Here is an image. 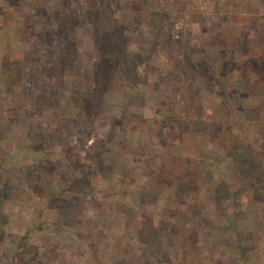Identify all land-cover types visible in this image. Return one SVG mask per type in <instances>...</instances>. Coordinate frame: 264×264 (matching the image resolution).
<instances>
[{
    "label": "rangeland",
    "instance_id": "obj_1",
    "mask_svg": "<svg viewBox=\"0 0 264 264\" xmlns=\"http://www.w3.org/2000/svg\"><path fill=\"white\" fill-rule=\"evenodd\" d=\"M74 19L85 90L123 36L91 129L23 82ZM262 73L264 0H0V264H264Z\"/></svg>",
    "mask_w": 264,
    "mask_h": 264
},
{
    "label": "trees",
    "instance_id": "obj_2",
    "mask_svg": "<svg viewBox=\"0 0 264 264\" xmlns=\"http://www.w3.org/2000/svg\"><path fill=\"white\" fill-rule=\"evenodd\" d=\"M72 2L73 0H69V3ZM72 21L73 20L69 21L71 24L65 26V28L62 29L61 33L58 34L56 29L54 30V34L52 36L50 35L51 40H49V42L51 43L48 45H44L40 49L41 51H39L42 52V54H44L43 61L41 62L37 60L35 56L34 61L32 60L27 64L28 76L23 82L25 84L24 87L25 90L30 92V96L28 97L29 99H27V102L33 105V109L41 110L42 107L41 103L43 102H37L35 98L40 94L45 93L53 98L56 97L59 99V97L61 96V92L62 94L69 93V105L72 104V106L74 107L72 112L78 113L76 117L77 123L75 124V128L76 127L81 128L83 126H90L91 116L92 119L98 117L97 116L98 114L96 112L91 113L94 104L95 106L97 105L96 108H98L102 98H104L108 94L118 91L119 88L118 85L121 83V79H120L121 75L119 76L118 74L119 70L115 69L113 64L114 59L112 57H114V54L116 56L119 55L121 52L120 50H123V46H120V42L123 41V36L120 29L113 28L110 31V28L107 29L104 27L106 25H98L94 28V29H98V31L100 32V36H97V39L103 38L105 39V41L102 42L100 41L99 44H97L98 47L96 49L95 56L98 57V60L92 66L91 77L88 78V82H87L89 83V85H91V88L89 90L87 89L85 90L84 86H82L83 85L82 82H80L79 79H77L78 70H79L78 69L79 65L77 61H75L76 60L75 54L77 52L74 50V48L71 51L69 50L67 51L63 47L61 40V38L63 37L62 39L67 41L68 38L71 36V34L75 31L74 29L78 28V26H81L85 23L84 21L80 22V20H76V19H74L75 22L72 23ZM113 34L115 35L113 36V38H111ZM59 40H61V45ZM68 43L70 47L72 45V42H68ZM109 48L113 49L111 54L107 53V49ZM51 64L59 66L61 71L64 70L63 76L60 77L62 82H60V84L57 87L54 85L52 86L51 83L52 82L56 83L57 77L58 75H60L59 70L56 69V67L52 68ZM53 72L54 74H52ZM133 72H134L133 75L132 73L131 74L127 73V74L132 76L133 83H135L136 85L138 83L140 84L141 74H138L137 70ZM261 76L262 79L259 85H261L262 89H264L263 73L261 74ZM55 79L56 81H54ZM64 81H69V82L64 83ZM72 83H74L75 86H72L73 85ZM64 84L66 86H70V90L68 87H65ZM90 99H92V104L91 103L89 104ZM59 105L61 107L60 103ZM87 129H91V126L88 127ZM89 136H90V130L88 131L87 134V137ZM188 183L192 189L197 188L196 177L190 178ZM180 187H183V184L182 186L180 185ZM24 241L25 238L22 239L20 243V247L22 246Z\"/></svg>",
    "mask_w": 264,
    "mask_h": 264
}]
</instances>
